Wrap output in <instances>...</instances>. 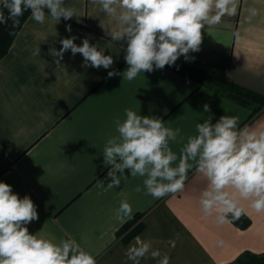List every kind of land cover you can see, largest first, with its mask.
<instances>
[{
  "label": "crops",
  "instance_id": "0c3cea01",
  "mask_svg": "<svg viewBox=\"0 0 264 264\" xmlns=\"http://www.w3.org/2000/svg\"><path fill=\"white\" fill-rule=\"evenodd\" d=\"M233 4L234 12L202 29L200 51L178 61L264 95V0ZM65 5L75 7L79 17L59 23L47 18L40 24L30 13L0 60V181L20 198L29 195L37 206L39 219L27 225L29 232L42 231L54 243L75 239L96 264H133L129 250L145 241L167 254L170 264H228L246 250L264 252V212L242 200L251 224H218L215 214L202 211L199 198L208 181L194 168L182 192L160 199L146 195L143 178H132L130 170L116 188L99 183H109L110 166L104 165L102 153L107 140L117 135L115 121L125 119V109L162 117L170 122L167 127L180 128L177 140L170 142L178 156L187 138L196 135L197 123H215L226 114L238 117L240 129L261 130L264 113L244 126L249 108L166 66L132 81L122 75L108 78L109 71L127 68L126 41L113 42L106 33L116 21L91 0H65ZM72 35L78 45L90 36L91 43L113 56V67L84 68L82 55L70 50L58 66L49 50H59L60 41ZM37 47L41 54L34 56ZM123 200L132 207L130 217L118 216ZM139 214L142 226L136 235L119 234ZM139 264L156 260L149 253Z\"/></svg>",
  "mask_w": 264,
  "mask_h": 264
},
{
  "label": "clouds",
  "instance_id": "9594fccd",
  "mask_svg": "<svg viewBox=\"0 0 264 264\" xmlns=\"http://www.w3.org/2000/svg\"><path fill=\"white\" fill-rule=\"evenodd\" d=\"M115 26L106 30L113 42L126 41L124 60L127 68L120 73L108 72V78L122 75L132 81L138 74L175 66L183 56L200 51L202 29L218 24L226 12H234L233 0H91ZM229 5H232L230 8ZM0 24L9 21L15 27L25 11L31 12L36 22L43 24L47 18L60 22L79 17L73 6L65 0H2ZM66 30L71 33V24ZM77 36L63 38L62 47L50 49L56 64L69 50L83 57L82 67L111 69L112 55H106L90 36L75 41ZM122 47V45H121ZM41 54L37 47L33 55ZM208 112L209 105L203 106ZM162 117L140 115L125 109V119L115 121L117 135L110 137L103 149V163L110 166L106 179L100 186L116 188L121 177L143 178L145 194L160 199L182 192L190 169L207 178L208 185L201 192L199 203L207 216L215 214L218 224L239 221L246 215L242 200H250L251 208L264 212V129L250 131L238 128V117L222 115L215 123L205 120L196 124V135L189 136L180 149L179 156L170 147L181 133L180 128L167 127ZM178 161V163H177ZM175 164V166H173ZM137 192L141 191L138 186ZM130 217L132 207L123 200L118 216ZM39 219L37 206L29 195L20 198L6 182L0 181V264H96L94 256L75 239L59 243L43 238L42 231L31 234L27 227ZM221 245L223 241H220ZM156 264H170V257L145 241L131 248L128 258L139 264L148 254Z\"/></svg>",
  "mask_w": 264,
  "mask_h": 264
},
{
  "label": "trees",
  "instance_id": "16d2710c",
  "mask_svg": "<svg viewBox=\"0 0 264 264\" xmlns=\"http://www.w3.org/2000/svg\"><path fill=\"white\" fill-rule=\"evenodd\" d=\"M0 10H2L5 15L8 14L7 9L0 7ZM30 13V11H25L24 14L19 17V24L15 27L12 25L11 21L7 24H0V60L9 51L16 34L21 29ZM166 67L186 78L196 81L199 85H206L236 103L249 108L251 114L244 126L254 120L259 114L264 113V95L254 90L224 78L217 77L201 67L187 65L178 60L175 66ZM140 218L141 214L135 215L123 226L119 234L128 231L126 238L136 235L142 226L141 222H137ZM234 223L239 227L247 228L251 224V220L243 215L239 221H234ZM228 264H264V252L256 253L246 250L233 262Z\"/></svg>",
  "mask_w": 264,
  "mask_h": 264
}]
</instances>
